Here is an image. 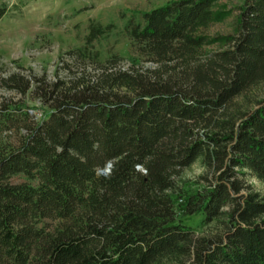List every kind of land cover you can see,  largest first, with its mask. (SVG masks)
<instances>
[{"label": "trees", "instance_id": "16d2710c", "mask_svg": "<svg viewBox=\"0 0 264 264\" xmlns=\"http://www.w3.org/2000/svg\"><path fill=\"white\" fill-rule=\"evenodd\" d=\"M216 1L130 18L128 66L96 46L115 25L92 22L53 74L0 71L18 95L0 101V264H264V196L246 178L264 180V97L234 101L264 82V0L237 4L227 34L208 32L230 12ZM199 157L204 185L186 187ZM198 213L223 231L196 235L182 217Z\"/></svg>", "mask_w": 264, "mask_h": 264}, {"label": "rangeland", "instance_id": "374dc122", "mask_svg": "<svg viewBox=\"0 0 264 264\" xmlns=\"http://www.w3.org/2000/svg\"><path fill=\"white\" fill-rule=\"evenodd\" d=\"M168 0H0L5 2L9 10L0 18V71L18 70L22 65L25 72L31 69L42 73L53 74L60 56L69 49L83 46L92 22L113 23V30L96 40L101 58L112 53L124 57L123 64L128 66L130 58L138 57L136 50L126 34L125 25L130 18L141 19L140 11L151 9ZM243 0H217L216 9L230 10L221 20L214 22L208 29L213 34L234 33L236 30V6ZM133 11H139L133 14ZM221 43L209 48L217 49ZM146 66H154L150 61H142ZM18 97L15 91L0 86V101L3 97ZM264 97V82L249 88L235 98L244 107ZM252 99V100H250ZM30 105L38 102L29 101ZM38 117L41 111L33 108ZM8 135V136H7ZM5 138L16 141L19 132L11 130ZM4 138V139H5ZM206 171L202 158H197L184 168L182 176L186 179V187L203 186L200 178ZM253 188L264 196V180L248 173L246 175ZM24 175H17L13 180H24ZM201 180V181H200ZM182 220L189 224L196 235H217L223 231L224 223L214 219L206 222L202 214L183 216Z\"/></svg>", "mask_w": 264, "mask_h": 264}, {"label": "water", "instance_id": "95a60500", "mask_svg": "<svg viewBox=\"0 0 264 264\" xmlns=\"http://www.w3.org/2000/svg\"><path fill=\"white\" fill-rule=\"evenodd\" d=\"M111 166H112V162H109L108 165H107V167L105 169H103L102 171L103 172L109 171L111 169Z\"/></svg>", "mask_w": 264, "mask_h": 264}]
</instances>
